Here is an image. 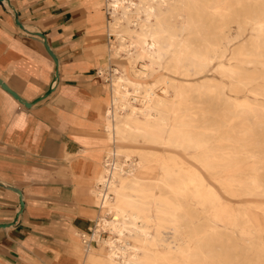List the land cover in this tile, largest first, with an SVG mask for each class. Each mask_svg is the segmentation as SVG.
Wrapping results in <instances>:
<instances>
[{
  "label": "rangeland",
  "instance_id": "374dc122",
  "mask_svg": "<svg viewBox=\"0 0 264 264\" xmlns=\"http://www.w3.org/2000/svg\"><path fill=\"white\" fill-rule=\"evenodd\" d=\"M101 1L107 14L103 51L110 53L112 63L119 62L116 63L119 66L126 63V67L102 70L100 79L110 91L117 69L129 81L142 85L136 92L124 82L130 96L110 106L112 120L120 123L127 119L156 136L151 139L145 135L137 141L125 142L119 156L123 164L128 157L129 162L137 159L159 166L158 185L142 186L132 193L136 200L134 212L142 221L139 228L145 229L147 236L129 228L132 235L127 237L137 248L135 258L128 253L130 263L264 264V59L239 54L242 44L249 53L256 33L246 27L241 38L222 41L214 47L217 50H209V42H215L220 34L202 15L200 20L195 17L198 22L185 31L188 49L181 53L177 52L175 40L163 42L160 37L156 47H144L149 56L141 58L131 51L130 58L121 51L116 57L111 48L113 43L118 44L111 32L115 18L109 14L107 0ZM142 1L153 4L152 0ZM154 13L163 26L179 24L170 19V14H157V7ZM195 53L199 56L192 59ZM143 65H148V69L144 71ZM220 65L235 73L229 77L220 70ZM145 106L152 108L149 116L131 114L132 108ZM102 134L103 144V131ZM102 144L96 152L97 160L102 154L98 168L106 156L104 149L109 146ZM117 176L123 183L131 179L126 172H117ZM169 188H174V192ZM216 209L227 213L225 221L215 215ZM93 223L82 232L90 233ZM80 234L79 249H75L79 264H109L102 256L103 243L97 247L94 239L96 243L90 245L97 248L96 256L84 255ZM108 235L101 233L105 239Z\"/></svg>",
  "mask_w": 264,
  "mask_h": 264
},
{
  "label": "crops",
  "instance_id": "0c3cea01",
  "mask_svg": "<svg viewBox=\"0 0 264 264\" xmlns=\"http://www.w3.org/2000/svg\"><path fill=\"white\" fill-rule=\"evenodd\" d=\"M106 17L101 0H0V264L80 263L100 210L99 73L126 67L103 51Z\"/></svg>",
  "mask_w": 264,
  "mask_h": 264
},
{
  "label": "bare ground",
  "instance_id": "6f19581e",
  "mask_svg": "<svg viewBox=\"0 0 264 264\" xmlns=\"http://www.w3.org/2000/svg\"><path fill=\"white\" fill-rule=\"evenodd\" d=\"M152 2L153 4H147L142 0H139V2H134L133 0H107L106 6L109 10V14L115 18L113 25H111L112 31H110L116 36V41L118 43L117 45L113 43L111 46L116 57H119L121 51L126 52L130 58H132L131 51H136L141 58L146 55L149 56L150 53H148L144 47L146 45L150 46V48L156 47L160 37L163 42H166L168 39L175 40L177 52L181 53L188 49L184 39L185 31L190 25L196 24L202 15H204L214 24V29L218 30V34H220V37L216 39L215 42H209V50H217L218 47L216 49L214 47L221 44L222 41L229 42L231 38H241L246 27H250L251 31L256 33L251 43L252 47L249 49V53H246L244 44H242L243 46L239 54L250 55L256 59H264V0H152ZM154 7H157V14H170V19L177 20L179 24L173 22L172 24H165L163 26L162 23L157 21V16L153 15L155 14ZM195 17L198 20H195ZM152 18H154V22H151ZM232 24L235 26L232 27ZM196 56H199L198 53H195L192 59ZM142 68L145 71L148 69V65H143ZM219 68L228 76L235 73L233 69H226L221 65ZM114 72L117 76L112 79V87L110 90L111 99L107 108L108 121L102 124V131L104 133L103 145L106 144L107 146L108 144L109 146L104 149L106 156L103 159L101 167L94 179L93 187L90 190V196L94 204H99L100 214L96 216L93 227L89 229L90 233H81L79 237H82L80 245L85 253H90L95 249L90 245V242L94 239L97 242V247L103 243V250L101 251L103 253L102 256L109 261V264H135L134 262L130 263V259H128L127 256L128 253H130L132 254V258H135L137 248L127 235H132L130 229H135L145 237L147 236V232L145 229L139 228V224L142 223V221L140 216L134 212L136 200L132 193L142 186L150 184L157 186L159 183V166L157 163L140 162L137 159H130L129 162L128 157H126L123 164V162H119V156L123 152L122 149L125 142L137 141L145 135L149 136L151 139H155L156 136L147 130L140 129L138 126L131 124L127 119L120 123L113 122V112L110 110V106L117 104L118 101L122 99L126 101L129 95L128 87H126L124 82L127 86L131 85L136 92L142 88L140 82L129 81L127 78L123 77V74L117 69H114ZM141 75L142 78L146 77L143 71ZM154 101H156V99ZM151 111V106H145L143 109L132 108L131 114L133 115L138 112L143 116H149ZM250 111H253V109H250ZM195 129L193 128V130ZM117 172L119 174H123V172L129 173L131 179L123 183L121 177L117 176ZM172 190L174 192L175 189L173 188ZM177 199H179V197ZM177 203L180 204L178 201ZM215 215H218L221 221L227 219V213L220 211V209L215 210ZM244 218L245 217H243V219ZM101 233H108L109 235L105 239V237L103 238L101 236ZM153 234L155 233L153 232ZM260 237L259 235V238ZM230 241L233 240L231 239ZM154 243L156 244V242ZM77 244L78 243H76L75 248H77ZM96 254L94 253L92 255L96 256Z\"/></svg>",
  "mask_w": 264,
  "mask_h": 264
},
{
  "label": "built area",
  "instance_id": "2783aa9c",
  "mask_svg": "<svg viewBox=\"0 0 264 264\" xmlns=\"http://www.w3.org/2000/svg\"><path fill=\"white\" fill-rule=\"evenodd\" d=\"M80 238L82 239V237H80ZM83 240H84V238H83ZM92 242L96 243L95 241H91L90 244H91Z\"/></svg>",
  "mask_w": 264,
  "mask_h": 264
}]
</instances>
